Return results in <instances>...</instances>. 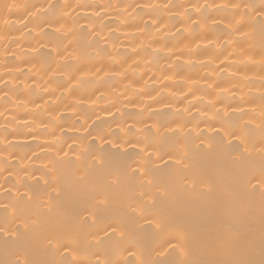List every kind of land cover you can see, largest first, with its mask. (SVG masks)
Listing matches in <instances>:
<instances>
[{"label":"bare ground","instance_id":"1","mask_svg":"<svg viewBox=\"0 0 264 264\" xmlns=\"http://www.w3.org/2000/svg\"><path fill=\"white\" fill-rule=\"evenodd\" d=\"M178 260L264 264V0H0V264Z\"/></svg>","mask_w":264,"mask_h":264},{"label":"snow or ice","instance_id":"2","mask_svg":"<svg viewBox=\"0 0 264 264\" xmlns=\"http://www.w3.org/2000/svg\"><path fill=\"white\" fill-rule=\"evenodd\" d=\"M95 219H93V223H95ZM145 222L149 225H152L155 223V221H150L145 218ZM134 223L132 220L117 222V223H108L105 227V232L107 233V229L111 228V231L113 233H119V235L123 236L125 232L122 229H130L134 226ZM135 227H138L140 229L144 228V225H140L138 223H135ZM169 244H171V241H169ZM178 245H173V247H176ZM145 264H158V262H152V261H146ZM168 264H190L189 261H169Z\"/></svg>","mask_w":264,"mask_h":264}]
</instances>
